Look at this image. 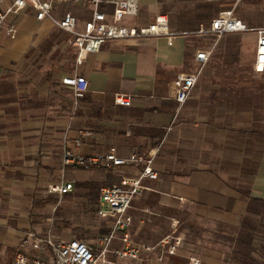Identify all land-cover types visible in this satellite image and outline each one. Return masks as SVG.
Returning <instances> with one entry per match:
<instances>
[{
    "label": "crops",
    "instance_id": "0c3cea01",
    "mask_svg": "<svg viewBox=\"0 0 264 264\" xmlns=\"http://www.w3.org/2000/svg\"><path fill=\"white\" fill-rule=\"evenodd\" d=\"M11 3L0 0V13ZM62 9L76 15L81 24L90 18L81 5ZM223 12H232L250 28L264 25V0H140L136 23L129 26H146L156 16L166 15L170 30L179 34L173 45L165 38L106 42L69 72L77 70L88 80V92L80 99L61 82L68 74L58 73L54 66L26 65L29 55L46 40L50 21L38 20L31 8L7 17L0 28V99L6 96L0 106V259L7 254L5 264L14 261L25 233L53 224L51 217L40 218L43 211L56 208L43 206L52 184L73 183L66 196L80 191V198L88 200L96 197L83 184L114 186L122 177L137 176L142 164L111 170L63 165L65 150L96 156L111 148L119 157L136 153L144 159L157 150L153 169L158 178L145 181L146 189L127 213L133 223L139 215L149 219L141 220V227L136 223L138 230L131 232L130 226L128 232L135 241L155 242L165 235L153 239L150 234L163 229L162 224L165 234L176 221L183 244L175 256H154L145 264H192V259L199 264H226L227 247L216 237L238 230L248 210L242 192L264 200L262 124L254 121L247 100L236 102L239 111L222 107L226 103L221 91L234 87L226 79L217 80V67L210 64L215 52L193 90L199 98L180 106L173 84L178 73L197 64L195 53L201 48L193 51L191 41L201 37L193 33ZM12 24L16 25L13 38L7 34ZM251 39L254 42V36ZM72 47L76 60L77 49ZM252 55L254 63V45ZM117 94L130 96L132 106H116ZM202 105L210 107L202 112ZM249 169L254 170L251 180L243 181ZM99 198L100 193L97 205ZM185 218L202 221V234L184 229Z\"/></svg>",
    "mask_w": 264,
    "mask_h": 264
},
{
    "label": "built area",
    "instance_id": "2783aa9c",
    "mask_svg": "<svg viewBox=\"0 0 264 264\" xmlns=\"http://www.w3.org/2000/svg\"><path fill=\"white\" fill-rule=\"evenodd\" d=\"M67 4L81 5L90 12V18L83 24L70 11H63ZM31 8L38 20H52L62 31L72 36V44L77 49L76 64L80 65L90 53L99 52L108 41L133 40L141 41L152 38H165L172 46L179 35L170 30L166 15L156 16L153 23L146 26H129L123 24L127 16L137 17L140 12V0H12L10 7L0 13V28L7 22L10 14H21ZM58 14V17L55 15ZM252 33L255 58L253 71L256 75L264 73V25L250 28L236 18L232 12L220 13L209 24L201 25L193 33L196 37L211 40L208 49L197 50L195 53L196 66L177 74L174 80V99L180 105L186 104L191 98L202 69L209 62L210 57L220 41L230 34ZM7 34L12 38L16 35V25L7 27ZM62 84L71 89L75 98L80 99L88 92V80L77 70L73 74L65 75ZM114 104L120 107H131V97L117 94ZM127 135H130L127 132ZM83 135L77 138L79 145ZM157 150H153L146 159L132 154L127 158L117 155L116 149L96 156L76 155L70 150L63 154L65 167H77L84 170L107 169L142 164L143 168L134 177H122L117 185L105 186L100 189L97 205V217L110 223L109 232L99 235L94 242L72 239L66 242H56L50 236H41L35 232L23 235L19 249L11 264H124L125 261H144L154 256L163 259L165 256H175L183 244L178 235L177 222L171 224V231L155 244H145L134 241L128 230L132 219L127 213L134 200L146 189V180H156L157 172L153 169L154 157ZM74 189L73 183H56L49 187L51 195L64 197ZM120 248H115V243ZM192 264H199L197 259Z\"/></svg>",
    "mask_w": 264,
    "mask_h": 264
},
{
    "label": "rangeland",
    "instance_id": "374dc122",
    "mask_svg": "<svg viewBox=\"0 0 264 264\" xmlns=\"http://www.w3.org/2000/svg\"><path fill=\"white\" fill-rule=\"evenodd\" d=\"M63 11L68 10L64 9ZM57 15L58 14H56L55 17L59 16ZM82 19L84 18L82 17ZM49 21L50 27L46 31V40L42 42L41 46L36 51L29 55L26 65L30 67L54 66L58 73L69 74L74 65H76L75 51L72 47V36L60 30L52 20ZM134 23H136L135 18L130 16L124 18L123 24L132 25ZM252 36V33H243L239 35L230 34L225 36L213 51V53H215H212L213 58L210 64L217 67V80L219 77L223 78V80L226 79L229 82L228 84H232L234 87L233 89L230 88L221 91V100L226 103L222 107L239 111L241 106L236 102L240 101V99L247 100L249 103L247 107L249 111L253 113L254 121L256 122L258 120L262 124L260 130L264 131V77L258 78L252 70ZM191 42L193 51L196 48L208 49L212 43L211 40H204L201 38L192 39ZM2 96L4 97L0 99L1 107L4 105V98H6L5 95ZM192 97L199 98L200 94L193 91L191 98ZM207 99L209 100V97ZM209 107V105H202L200 109L204 112L207 111ZM251 128L257 129L255 126H250V129ZM253 171L254 170L251 169L246 170L248 175L247 178H245L243 174V181H250ZM79 193L80 191L65 197L51 194L46 195L48 198L43 206L54 205L56 208L53 210V208L50 207L47 211H43V215L40 218L44 219L51 217L53 219V224L50 226H40L39 230L35 233L41 236H50L56 242L79 239L87 241L88 243L94 242L99 235L108 233L110 223L104 222L97 217V200L94 198L82 200ZM135 219L134 223L132 221L131 232L133 229L138 230L135 228L136 223H138L137 226L141 227L139 222L141 220L148 221L149 217L144 218L139 215ZM185 219L187 221L184 225V229L195 234H202L200 231V228L204 227L202 221L190 218ZM162 226L163 229L161 228L159 232L150 234L149 237L154 239L156 236H166L169 230L163 234L166 226L163 224ZM241 231L240 222L238 230L234 231L232 234L225 238L224 236L216 237V242L227 247L226 264H264V212L261 216L251 217V228H245V235L242 237L243 240H241L243 243H239L238 241ZM80 235H82V237H80ZM162 238L163 237L150 243L137 240L136 242L155 244ZM133 240L135 241V239ZM114 247L120 248L121 246L116 243ZM6 255L7 254H3V257L0 259V264H5L3 258ZM13 258L9 259L7 263H11ZM146 261L147 260L131 261V264H145ZM128 262L129 261H125L124 264H129Z\"/></svg>",
    "mask_w": 264,
    "mask_h": 264
},
{
    "label": "trees",
    "instance_id": "16d2710c",
    "mask_svg": "<svg viewBox=\"0 0 264 264\" xmlns=\"http://www.w3.org/2000/svg\"><path fill=\"white\" fill-rule=\"evenodd\" d=\"M220 79H223L219 77ZM223 85V84H222ZM162 138H159V140L156 142L155 145H159ZM136 154V153H134ZM86 188H89L92 192L93 197H96L98 193H100V189L102 188L99 184L96 183H90V184H83ZM249 192H242V198L248 200V210L247 214L242 218L241 220V229L242 231L239 233L238 241L239 243H243L241 240L242 237L245 235V228H251V217L253 216H261L264 212V200L256 199L249 197ZM233 200L230 202L229 209L232 208ZM248 235V233H247ZM82 237V235H80ZM241 254V253H240Z\"/></svg>",
    "mask_w": 264,
    "mask_h": 264
}]
</instances>
